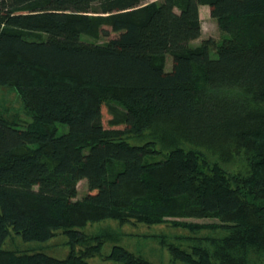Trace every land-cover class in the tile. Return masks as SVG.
Masks as SVG:
<instances>
[{
  "label": "trees",
  "instance_id": "1",
  "mask_svg": "<svg viewBox=\"0 0 264 264\" xmlns=\"http://www.w3.org/2000/svg\"><path fill=\"white\" fill-rule=\"evenodd\" d=\"M200 5L223 37L192 46ZM104 220L180 228L170 264H264V0H0V264H162Z\"/></svg>",
  "mask_w": 264,
  "mask_h": 264
},
{
  "label": "rangeland",
  "instance_id": "2",
  "mask_svg": "<svg viewBox=\"0 0 264 264\" xmlns=\"http://www.w3.org/2000/svg\"><path fill=\"white\" fill-rule=\"evenodd\" d=\"M153 1V0H151ZM200 19H201V35L197 39L191 41L192 46H197L200 42L208 37L219 41L223 37V33L218 28L216 20L211 17L208 5H201L200 9ZM115 36V33H110L109 36H102L101 33H96L94 35L82 34L81 38L86 41L104 43L110 37ZM164 66L166 70H170L172 66V56L167 54L164 60ZM12 106L17 107L16 102L12 103ZM88 191V183L86 179H81L77 183V197L76 199L82 198ZM188 221H198V222H211L214 221L212 218L203 219H193L189 218ZM110 228L113 231H119L121 238L118 243L125 246L130 251L134 253L141 254L142 256L148 258L155 263L170 264L169 253L161 243L160 237H164L168 242L175 241L174 236L182 233L180 228H172L165 224L147 226L143 223H127L123 225H118L113 220H104L101 222H95L89 225L86 230L95 232L101 228ZM123 235V236H122ZM12 245L10 247L17 246L19 249H25L24 246L18 239H12ZM38 250L46 252L49 255L63 258L69 252V246L66 244V237L62 234H58L55 238L43 242L37 243L35 246ZM111 244L107 243L100 254L89 257L93 263L97 264H115L107 258L110 251Z\"/></svg>",
  "mask_w": 264,
  "mask_h": 264
},
{
  "label": "crops",
  "instance_id": "3",
  "mask_svg": "<svg viewBox=\"0 0 264 264\" xmlns=\"http://www.w3.org/2000/svg\"><path fill=\"white\" fill-rule=\"evenodd\" d=\"M201 5L199 6V13H200Z\"/></svg>",
  "mask_w": 264,
  "mask_h": 264
}]
</instances>
